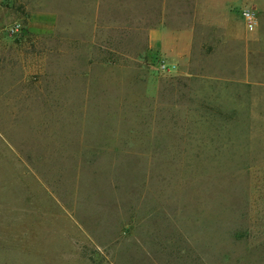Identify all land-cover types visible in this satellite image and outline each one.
<instances>
[{
	"label": "rangeland",
	"instance_id": "obj_1",
	"mask_svg": "<svg viewBox=\"0 0 264 264\" xmlns=\"http://www.w3.org/2000/svg\"><path fill=\"white\" fill-rule=\"evenodd\" d=\"M210 2L0 0V264H264V0Z\"/></svg>",
	"mask_w": 264,
	"mask_h": 264
},
{
	"label": "built area",
	"instance_id": "obj_2",
	"mask_svg": "<svg viewBox=\"0 0 264 264\" xmlns=\"http://www.w3.org/2000/svg\"><path fill=\"white\" fill-rule=\"evenodd\" d=\"M241 14H242V16L246 22L247 27L251 30L253 28H255L256 17H255L254 11L251 8H244V9H242ZM161 68L163 70H166V69L169 70L170 69V67L168 65H166V63H163L161 65Z\"/></svg>",
	"mask_w": 264,
	"mask_h": 264
},
{
	"label": "crops",
	"instance_id": "obj_3",
	"mask_svg": "<svg viewBox=\"0 0 264 264\" xmlns=\"http://www.w3.org/2000/svg\"><path fill=\"white\" fill-rule=\"evenodd\" d=\"M211 2H210V4L208 5L209 6V9H214V10H218V9H220L221 10V8H223L224 7V5H223V2H222V0H210ZM217 1H219V3H217ZM247 5V4H246ZM248 6H250V5H248ZM253 6V5H252ZM220 15H225L224 13H219ZM231 31V30H230ZM240 35H243L244 37H245V35L247 36V32H241V34ZM160 48H161V46H159Z\"/></svg>",
	"mask_w": 264,
	"mask_h": 264
}]
</instances>
